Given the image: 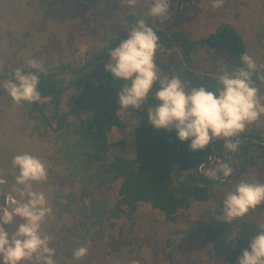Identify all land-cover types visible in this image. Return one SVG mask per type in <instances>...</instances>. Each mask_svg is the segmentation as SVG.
Returning <instances> with one entry per match:
<instances>
[{
  "label": "trees",
  "instance_id": "obj_1",
  "mask_svg": "<svg viewBox=\"0 0 264 264\" xmlns=\"http://www.w3.org/2000/svg\"><path fill=\"white\" fill-rule=\"evenodd\" d=\"M95 1L102 3L103 0ZM203 1L194 0L191 8H198ZM118 5L123 9L129 6L125 0H119ZM117 17L120 24L112 26L114 32L109 36L103 35L98 41L94 39L95 47L86 51L81 64L62 61L58 66L46 61L41 64L46 72L30 66L23 68L25 72L32 71L40 77V99L37 102L52 122L55 121L54 107L61 89L69 82L87 77L110 48L127 39V31L141 18L160 37L156 61L172 70L174 77H179L189 89L204 86L215 91L220 87L218 77L222 71L240 66V56L245 52L256 61L257 72L264 74V20L258 24L261 31L253 30V37L245 33L241 26L226 19H222L209 34L194 37L186 35L181 27L169 28L167 32L153 22L147 12L135 8L125 14L120 12ZM36 29L40 31L39 26ZM176 43L181 45V53L174 49ZM202 56L210 63L206 72L195 70L202 65ZM181 57L189 66H184ZM64 72L72 77L68 79ZM158 75L161 79L170 78L169 73L160 69ZM253 80L264 103V81L255 74ZM124 84L104 67L88 83L65 92L60 108L62 126L57 132L46 124L33 106L27 101L21 102L25 107L24 115L34 119L29 134L48 137L56 147L55 163L63 166L58 173L59 190L51 200L56 219L51 228L57 237L51 245L55 246L56 254L60 256L57 264H67L65 257L73 256V251L81 246H89L88 240L117 261L127 259L133 252L136 256L140 255L146 241L141 237H131V227L135 217L141 213V206L146 204L161 213L170 224L190 221L188 210L195 205L206 206L202 214L207 220L192 227V235L201 236L209 256L221 258L226 264H237L243 250L249 248L251 237L264 223L247 215L229 223L218 219L222 215L223 202L219 201L217 194L222 187L238 184L252 166H264V126L259 127L258 124L264 122V115L238 137L239 148L232 152L229 160L233 173L228 181L221 182L205 173L226 163L230 151L224 148L223 141H213L205 150L192 151L190 140L181 142L176 130L157 129L148 123L147 109L157 104L154 93L158 83L143 104V110L128 109L135 120L133 155L124 156L113 151L114 144L109 140L108 133L122 124L123 108L118 103V91ZM0 90L6 91L5 87ZM117 144L123 145L124 142L121 140ZM201 163L204 164L202 170L199 169ZM263 209L264 204L254 210ZM59 221L62 222L60 228L57 227ZM151 237L153 242L160 243L157 237ZM174 240L168 237L164 241L166 246L161 245V250L170 255L168 246ZM122 245L129 247L128 253L122 251ZM152 250L158 251L157 248Z\"/></svg>",
  "mask_w": 264,
  "mask_h": 264
},
{
  "label": "rangeland",
  "instance_id": "obj_2",
  "mask_svg": "<svg viewBox=\"0 0 264 264\" xmlns=\"http://www.w3.org/2000/svg\"><path fill=\"white\" fill-rule=\"evenodd\" d=\"M118 4L119 0L116 3L115 0H103L102 3H97L95 0H0V73H14L17 68H28L30 66L28 61L33 59L39 64L48 61L58 66L62 61L71 62L72 65L81 64L86 51L95 47L94 39L98 41L103 35H111L114 32L112 26L120 24L118 13L125 14L135 8L149 14L150 0H137L135 6L124 9ZM191 6H194V0H180V2L171 0L167 18L160 20L152 17L153 22L160 28H165L167 32L170 31L169 28L173 30L181 27L186 35L194 37L214 31L222 19L241 26L245 33L251 34V37L255 36L253 30L261 31L258 24L264 20V0H224L220 7H213V0H204L200 2L198 8H191ZM37 26L40 31L36 29ZM75 37L77 39L72 40ZM174 49L177 53L182 51L181 45L177 43ZM60 55L63 56L60 57ZM181 60L184 66H189L186 59L181 57ZM201 60L202 65L195 70L206 72L210 68V63L203 60V56ZM64 75L68 79L72 77L70 73L64 72ZM8 81L9 79L0 80V88H4ZM23 112L25 113V107L21 103H15L7 91L0 90V177L4 180V183L0 184V191L4 193L0 195V206H6V196L19 199L14 191V188L18 187L15 182L18 169L13 167L12 159L17 154L30 153L48 165V179L34 184V188L47 195L49 205L52 207V197L59 190L58 173L63 166L55 163L56 147L48 137L37 133L34 136L29 134L34 119L27 118ZM122 112V124L112 128L108 138L114 144L113 151L124 156H131L134 153L132 143L135 136V120L128 109L123 108ZM52 123L55 126V121ZM258 124L259 127L264 126L263 121ZM121 140L124 144L118 145L117 142ZM231 156L230 151L227 154L226 163H229ZM241 178L240 181L264 183V166L261 168L252 166V169ZM219 180L228 181L229 177H221ZM236 185L222 187L217 194L219 201L223 202L227 193L233 191ZM205 207L195 205L193 209L188 210L190 221L170 224L150 204L142 205L139 210L141 213L135 217L131 227L133 234L130 235L141 237L146 241V245L141 247L140 255L136 256L134 252H130L132 255L127 256V259L117 261L101 249L95 248L88 240L87 255L80 260H76L73 256H66L67 264H154L156 262L226 264L221 258L207 254L206 243L201 240V236L192 235V227L207 220V217L202 214ZM247 216L259 223H264V209L252 210ZM55 221L52 214L43 224V231L51 235L53 239H57L51 228ZM61 223L59 221L57 227L60 228ZM124 225L126 227L125 221ZM151 236L157 237L160 243L153 242ZM168 237L175 239V242L168 246L170 255L161 250V245H165L164 241ZM127 248H129L127 245L121 246L124 253H128ZM154 248L158 251L154 252L152 250ZM58 257L60 256L55 254L54 259L57 261ZM24 264H33V262L25 261Z\"/></svg>",
  "mask_w": 264,
  "mask_h": 264
},
{
  "label": "clouds",
  "instance_id": "obj_3",
  "mask_svg": "<svg viewBox=\"0 0 264 264\" xmlns=\"http://www.w3.org/2000/svg\"><path fill=\"white\" fill-rule=\"evenodd\" d=\"M135 6L137 0H126ZM224 0H213V7L222 6ZM171 0H150L149 15L160 20L167 18ZM128 37L114 49L110 48V63L105 70L117 80L125 82L118 91V103L124 109H142L157 83L154 104L147 109L148 123L157 129L176 130L181 142L190 140V150H205L213 141H223L225 149L235 152L238 137L246 128L264 115L259 89L254 74L264 81V74L257 72V63L247 52L241 54V65L231 71L224 69L218 77L215 91L204 86L187 88L179 77L161 79L156 64L160 37L153 27L141 18L127 31ZM32 69L46 72L36 60H29ZM5 85L11 99L19 104L40 99V77L32 71L17 68ZM18 169L14 188L19 199L5 197L0 206V264H57L56 250L51 246L53 237L43 231L45 220L53 209L43 191L34 184L48 179V165L30 153L17 154L12 159ZM233 168L221 163L208 170L209 178H228ZM4 180L0 177V184ZM4 193L0 191V195ZM264 204V183L242 180L223 201L222 215L226 222L243 218L250 211ZM19 222H18V220ZM7 226V227H6ZM88 253L85 246L73 251L76 260ZM237 264H264V225L251 237L249 248L243 250Z\"/></svg>",
  "mask_w": 264,
  "mask_h": 264
},
{
  "label": "water",
  "instance_id": "obj_4",
  "mask_svg": "<svg viewBox=\"0 0 264 264\" xmlns=\"http://www.w3.org/2000/svg\"><path fill=\"white\" fill-rule=\"evenodd\" d=\"M119 46V44L115 45L112 47V49H114L115 47ZM110 60V55L109 52L107 53V55L105 56V58L100 62L99 65L96 66V68L84 79L82 80H75L72 82L67 83L60 91L56 103H55V107H54V116H55V126L53 125L51 119L49 118V116L47 115L46 111L43 109V107L39 104V102L37 101H32V102H28L31 106H33L37 112L41 115V117L44 119V121L46 122V124L54 131L57 132L61 129L62 126V121H61V116H60V108H61V102H62V98L65 94V92H67L68 90L81 86L85 83H88L90 80H92L94 77H96L99 72L105 67V65L109 62ZM157 64V68L169 73L170 78L174 77V72L168 68H166L165 66H163L162 64H160L159 62L156 61ZM14 73H0V80L2 79H11L14 78L13 76ZM157 104L159 103L158 101H156ZM203 163L200 164L199 169H201V165Z\"/></svg>",
  "mask_w": 264,
  "mask_h": 264
},
{
  "label": "flooded vegetation",
  "instance_id": "obj_5",
  "mask_svg": "<svg viewBox=\"0 0 264 264\" xmlns=\"http://www.w3.org/2000/svg\"><path fill=\"white\" fill-rule=\"evenodd\" d=\"M164 66V65H163Z\"/></svg>",
  "mask_w": 264,
  "mask_h": 264
}]
</instances>
